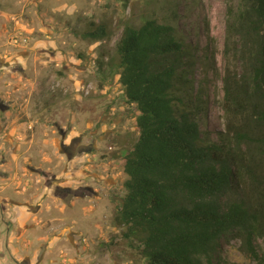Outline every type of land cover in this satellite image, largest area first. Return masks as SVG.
Returning a JSON list of instances; mask_svg holds the SVG:
<instances>
[{
	"label": "rangeland",
	"instance_id": "374dc122",
	"mask_svg": "<svg viewBox=\"0 0 264 264\" xmlns=\"http://www.w3.org/2000/svg\"><path fill=\"white\" fill-rule=\"evenodd\" d=\"M167 1L179 4L176 26L192 44L194 92H206L201 127L218 139L233 62L225 55L228 7L238 0ZM141 20L120 0H0V204L10 208V235L0 214V264H146L114 220L139 111L109 65L123 25ZM98 25L102 39L88 34ZM81 132L90 150L77 157L72 139ZM221 257L251 263L235 233Z\"/></svg>",
	"mask_w": 264,
	"mask_h": 264
},
{
	"label": "trees",
	"instance_id": "16d2710c",
	"mask_svg": "<svg viewBox=\"0 0 264 264\" xmlns=\"http://www.w3.org/2000/svg\"><path fill=\"white\" fill-rule=\"evenodd\" d=\"M120 1L142 20L123 25L109 61L139 111L116 225L139 242L146 264H222L232 233L250 264H264V0L228 7L225 55L233 62L223 77L218 139L201 127L208 100L190 79L195 59L176 26L179 4ZM88 34L102 39L106 27Z\"/></svg>",
	"mask_w": 264,
	"mask_h": 264
},
{
	"label": "flooded vegetation",
	"instance_id": "af4514ba",
	"mask_svg": "<svg viewBox=\"0 0 264 264\" xmlns=\"http://www.w3.org/2000/svg\"><path fill=\"white\" fill-rule=\"evenodd\" d=\"M94 128L95 127L92 126V130ZM93 132L95 133L94 135L97 136L98 130H93ZM109 132H110V130L108 129V133ZM99 134L102 137L106 135L105 132L99 133ZM83 139L85 140L84 133L79 134V135H77L76 137H74L72 139L73 146H71V150L72 149L74 150L75 155L77 157H81L83 155H88L89 154V150H90L89 148H90V146H89V144L87 142L83 141ZM8 203H10V199H9ZM0 214L2 215V219L4 221L5 227H7V233H8V235H10V208L6 210L3 207V205L0 204ZM6 215L8 216V219L5 218ZM6 246L10 248V241H8V243H7ZM24 264H34V263L33 262H30V259H24Z\"/></svg>",
	"mask_w": 264,
	"mask_h": 264
},
{
	"label": "built area",
	"instance_id": "2783aa9c",
	"mask_svg": "<svg viewBox=\"0 0 264 264\" xmlns=\"http://www.w3.org/2000/svg\"><path fill=\"white\" fill-rule=\"evenodd\" d=\"M15 41H17V39H15Z\"/></svg>",
	"mask_w": 264,
	"mask_h": 264
}]
</instances>
